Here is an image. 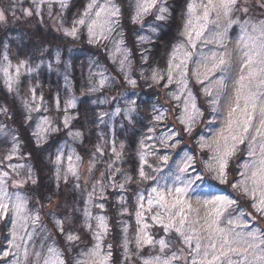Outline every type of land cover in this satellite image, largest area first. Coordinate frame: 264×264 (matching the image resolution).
<instances>
[{
    "label": "rangeland",
    "instance_id": "374dc122",
    "mask_svg": "<svg viewBox=\"0 0 264 264\" xmlns=\"http://www.w3.org/2000/svg\"><path fill=\"white\" fill-rule=\"evenodd\" d=\"M1 1V0H0ZM72 0H67L66 7L61 8L57 0H52L49 5L48 0L45 3L39 5V15H37L36 5L33 0H8L10 3L12 21L21 22L28 28V35H24V41L18 43V48L27 49L26 45L33 43L30 42L32 38L37 36L35 28L31 25L40 22V19L44 18L48 23L49 27L52 28L58 36L60 41H51L48 44L43 45L41 49H29L23 51L21 57H15V60L9 59V46H11L10 40L13 38L10 34L3 33V40L0 41V80L8 89L5 81L7 76L5 75L4 69L7 68L8 76L16 78V68L21 61H26L23 68L20 69V74L16 82L13 84V88L10 91L17 100V107H22L26 116V123L28 127V136H33L32 133L35 131V125L41 117L47 116L52 121V127L59 129L57 132L48 133L47 140L51 139L57 133L61 134V139L58 141V145L51 150L49 156L53 155V162L57 155V149L65 146H70L71 150L75 155L81 156L80 161V180L75 177L69 176L67 182L63 179V171H61V179L57 181L56 178V165H53V173L56 183H47L46 187L43 184H35L28 180V172L31 169L32 177L34 171L32 166L29 164V159L21 152L17 136L8 127L0 112V172H7L8 176L5 178L8 190L10 192H20L28 198V210L30 214H37L38 209L41 211L51 214V219L59 218L52 214H59L58 209L65 210L62 213L60 220L63 222L64 234H61L62 239L66 243V235L70 233L78 235L80 240L72 243L73 258L81 250H86L92 247L95 243L93 240V232L96 231L97 221L92 219L90 221L92 228L89 230L87 227L86 218L84 216L85 207L91 211L93 217L97 215H103L107 218L108 232L103 236L101 241L102 248L104 251H108V245H112V254H118L117 257L120 260L119 264H143V260H151L156 256H160L161 259H165L176 252L180 257L179 260L173 261V264H186V260L190 261L191 257L189 253L191 249L195 247L196 240L193 239L191 244H185L183 238L179 237L175 231L168 233L164 232L163 227L153 221L152 217L158 215L165 223H168L167 214L159 208L155 203L152 205L151 210L147 203L149 194L152 188H158L161 191H166V187H172L174 184L180 186L175 181L174 177L170 175V172L175 171V166L178 161L181 160L184 153L194 156L195 167L199 169V174L203 175L202 180H196L198 173L189 171V175L195 181L193 188L189 190L188 199L190 200L194 209H200L199 216L195 213L191 214L189 219L192 221L198 220L193 227L196 229L202 239L201 252L204 251V245L209 243L207 237L209 232L205 229V217H207L208 210L197 203L198 197H206L211 195H230L239 201V208L243 209L245 213H249L252 210L249 207V200L247 197H243L239 192L232 189L231 184L223 185L219 181L212 179L210 173L205 169V164L210 163L209 157L213 155V152L207 148L201 150L199 147L200 137H204L205 140L211 144L216 138L217 133H220L225 128V122L228 116V105L232 100L233 88L235 87V80L240 75V55L236 40L240 34V23L244 20H250L253 23H258L264 20V8L256 7V0H251V8L249 14L246 16L243 13H234L232 15L233 20H238L240 23L233 24L227 32V37L224 40L225 48L219 47L216 43H204V41H197L195 49H191L187 45V40L181 35L186 20L187 5L189 0H178L179 5L176 4L175 0H159L160 4L167 7L168 11L165 13L166 19L163 21H157L155 15L157 10L153 9L152 12L145 16L139 23H133L132 16L135 14V2L136 0H112V2L120 9V16L118 17V26H114V32L106 40H98L93 43H89V37L86 26H78V37L73 38L64 35V28L71 29L73 21L80 18L84 13L89 0H82L80 6L72 10L69 9L72 5ZM103 2V0H100ZM206 2V0H205ZM39 3V0H36ZM28 9L32 12V15H25L24 10ZM175 9L174 11H172ZM0 10H3L0 5ZM4 11V10H3ZM5 13V11H4ZM94 15V13H93ZM6 16V15H5ZM215 18V14H213ZM173 20L174 26L171 29H167L168 24ZM9 21L6 16V21L0 23L5 25ZM221 27L216 29L214 25H209L212 31H220L227 25V20L221 18L219 21ZM8 24V23H7ZM6 24V25H7ZM136 24V25H135ZM134 25V26H131ZM16 28H19L16 27ZM15 28V30H16ZM155 31H152V29ZM19 30V29H18ZM162 35V36H161ZM206 35H208L206 33ZM5 36V37H4ZM140 36H147L148 39L140 41ZM161 36L165 37L166 42H162L161 51L157 59H142L141 56L133 55L130 50L124 46V41L131 42V46L135 44L137 47V53L150 50L153 42L159 39ZM56 35L54 36V38ZM211 39V36L208 35ZM123 39L121 45L122 52L117 53L115 59L110 58L111 54L115 51V43ZM7 40V41H6ZM34 44V43H33ZM183 44L185 48L193 52V60L188 62L189 71L187 73V88L180 91L181 85L177 83L179 76L176 72H173L174 80L172 83H168V63L171 58L173 49L178 45ZM35 45V44H34ZM100 46V47H97ZM8 47V50L6 49ZM123 49L128 50V62H126V71L128 78L135 80L136 84H129L125 79L123 72L118 71L120 64L119 61L123 59ZM225 50L232 53L230 57L231 64V82L227 89V97L224 103L218 105L219 112H212V105L210 104L211 97L207 96L204 92V88L208 85L205 81L203 84L198 83L196 77L192 74V69L197 68L196 59L200 58L201 54L211 55L212 52H224ZM41 54V56L37 57ZM178 57L182 56V52L177 53ZM7 56V59L4 57ZM109 62H108V61ZM107 61V62H106ZM177 59L174 63H178ZM99 63L100 65H97ZM141 65H146L148 73L144 69L138 70ZM28 69H32L31 72ZM159 73V83L153 82L151 79L153 71ZM80 79L75 78V72ZM103 72L108 77V82L104 87H99V73ZM120 80L118 81V79ZM145 83H142L144 79ZM45 80V82H44ZM138 80V81H137ZM141 82V83H140ZM167 85V87H165ZM95 86L98 90L90 92L89 88ZM33 89L35 92V100L33 101V93L30 91ZM129 90L128 93L122 91ZM9 91V90H8ZM192 93V97L195 100L197 108L203 113L200 116L195 126L192 129V134L189 135L184 131L185 125L181 124L178 117L183 114L184 109V97L188 95V92ZM47 94H50L47 96ZM145 99L141 100L139 104L138 99L142 97ZM175 95L181 96L178 101L173 97ZM42 97V99H41ZM75 98L76 106L67 110V115L73 117L70 122L69 128L65 129L63 126V119L65 115V102L68 99ZM134 100L136 102L134 112L128 113L125 116V109L129 107V101ZM25 101H28L27 108L25 107ZM57 102H59V108H57ZM78 104H81L82 109L86 110L85 114H81L78 109ZM96 105L99 109L97 113H94L95 119L91 121L93 113L91 107ZM35 105H40L41 110L39 112H29L28 108H32ZM18 107V109H19ZM119 108L121 111L115 115L116 109ZM77 110L74 113V110ZM79 110V111H78ZM102 113H106L101 117ZM163 114V119L157 121L154 119L155 116ZM29 115L31 119H28ZM81 118L82 124L80 127H84L85 131L91 132L94 130V143L84 144V136L79 139H73L68 135L71 130L73 132L81 131L73 129V122L75 119ZM11 118V114L8 116ZM212 120V124H208V121ZM152 129V131H149ZM174 133L173 139L169 141V144L176 142V147L164 148L159 140L162 135L167 133ZM134 134L135 135V156L137 160L135 165L126 168L124 165L125 156V142L120 136ZM227 133H225L226 135ZM151 137V139H148ZM15 138V139H14ZM32 140H35L33 136ZM46 140V141H47ZM36 141V140H35ZM45 141V142H46ZM141 141L144 143V147H141ZM137 142V143H136ZM16 144V150L13 151V144ZM123 145V147H121ZM99 146L102 153L96 152V148ZM85 149L83 151L82 149ZM113 147L119 152L120 158L113 154ZM239 151L230 163V171L228 179L229 181H239L242 177L238 174H233L232 169H235L238 173L242 169L238 167V163L242 164L247 157V144L239 145ZM82 153L80 154V152ZM67 152L68 147H65V156L63 158V167H67ZM147 153L145 156L146 164L143 165L144 171L150 177L155 179L142 180L139 177V170L141 167L140 154ZM156 154L153 155L152 153ZM80 154V155H79ZM168 155L170 157L168 165H165L160 157ZM11 157L6 159V157ZM111 169L108 168L110 163H113ZM94 165L91 173L88 172L89 165ZM22 165L23 167L14 168L13 166ZM149 165L151 167H149ZM182 166V165H181ZM159 169V170H157ZM118 170V171H117ZM104 173V176H101ZM85 177L88 178L87 184H85ZM34 178V177H33ZM130 178V179H129ZM35 179V178H34ZM23 183L22 187L14 188L13 182ZM100 183L97 184L96 182ZM129 182L132 191L126 190V186ZM79 183L80 187L76 188L75 185ZM123 184L124 187L121 189L119 185ZM39 186V191H42L44 195L50 193V191H57L60 197L55 199L47 208L38 206L37 208L33 205L37 203L34 200L33 194L30 193L31 186ZM58 185V187H57ZM95 186V189H94ZM92 192L91 203L86 205V201L89 200L88 193ZM30 195V196H29ZM143 195L145 200L144 204V216L145 223L149 225L146 231L152 236L154 240H160L161 238L168 241L170 247L164 252L160 251L159 244L146 245L144 246L139 254L135 246V236L137 230L142 225H137L136 212L138 205L141 203L138 197ZM155 197V193H151ZM170 201L175 199L173 196L167 197ZM103 204L104 207L101 209L97 205ZM123 206L128 208L132 213L129 215L128 211L120 210V214L112 216L110 206ZM41 211L39 214L40 220L37 226H33L29 221L26 229H19L18 236L22 237L23 240L28 241L27 244L23 243L21 239H17L16 243L20 244V248L9 247L8 241L12 239V215L5 216L4 219H0V255L4 251L12 253L6 258H0V264H36V262H42L43 252L46 251L47 245H52L53 241L49 237V233L45 226V222L41 219ZM51 211V212H49ZM175 211H179L176 209ZM185 211L187 209L185 208ZM131 219V221L129 220ZM177 221L179 217L176 218ZM130 223V226H124L121 224ZM118 222V223H117ZM249 222L253 227H259L264 229V218H261L254 213L249 217ZM78 227H76V225ZM227 221L220 227H226ZM127 228V232L124 229ZM239 230V229H238ZM26 232H33L31 240L28 239ZM189 235H194L190 230ZM125 240L128 241L127 253L125 252L124 244ZM42 241L46 243L42 245ZM69 245V247L71 246ZM28 250V255L25 256V249ZM121 249L120 251H117ZM37 251L42 252L40 258L35 256ZM211 252V249H208ZM69 256V252H68ZM211 256H209V259ZM69 261V260H68Z\"/></svg>",
    "mask_w": 264,
    "mask_h": 264
},
{
    "label": "snow or ice",
    "instance_id": "6c2138e0",
    "mask_svg": "<svg viewBox=\"0 0 264 264\" xmlns=\"http://www.w3.org/2000/svg\"><path fill=\"white\" fill-rule=\"evenodd\" d=\"M51 5L52 0H48ZM61 8L66 7L67 0H57ZM36 5L37 15H39V5L45 3V0H33ZM251 0H189L187 5L186 20L184 23L183 31L181 35L187 40V45L191 49H195L197 41H204V43H216L219 47L225 48L224 40L227 37L228 29L233 25L240 23L238 20H233L232 15L234 13H243L248 15L251 8ZM256 7L264 8V0H256ZM153 9H156L155 19L157 21H163L166 19L165 13L168 9L163 4L159 3V0H136L135 2V14L132 16L133 23H139L145 16L149 15ZM25 15H32V12L28 9L24 10ZM94 13V15H93ZM215 14V18H213ZM120 16V9L112 2V0H89L84 13L79 19L73 21L71 29L64 28V35L73 38L78 37V26H86L89 43H93L98 40L108 39L114 32V26H118V17ZM227 20V25L220 31H212L209 25H214L216 29H220V19ZM6 21V16L3 10H0V23ZM152 31H155L153 28ZM211 39L208 38V35ZM147 36H140V41L147 40ZM123 39L116 41L115 51L111 54L112 59H115L117 53L122 52L121 45ZM238 52L240 55V75L235 80V87L233 88L232 100L228 105V116L225 122V128L217 133L214 141L209 144L204 137H200L199 147L201 150L205 148L211 150L213 155L209 157L210 163L205 164V169L211 174L212 179L219 181L220 184H231L233 190L239 192L243 197H247L249 200V207L252 210L249 213H245L243 209L239 208V201L232 198L230 195H211L206 197H198L197 203L201 204L204 209L208 210L207 217H205V224L207 225L206 231L209 232L207 237L209 243L204 245V251L201 252L200 237L196 234V229L193 227L195 223L199 221H192L189 219L190 215L195 213L199 216L200 209H194L190 200L188 199L189 190L193 188L195 181L192 176L189 175V171L198 173L196 180H202L204 177L199 174V169L195 167V160L193 155L184 153L180 161L176 163L175 171L170 172V175L174 177L175 181L180 186L174 184L172 187H166V191H161L158 188H152L151 193H155V197L149 194L147 203L149 210L155 203L161 208L168 216V223H165L158 215L153 216V221L159 223L165 233L175 231L179 237L183 238L185 244H191L192 240H196V245L191 249L189 253L191 259L186 260V264H264V229L259 227H253L249 222V217L254 213L255 215L264 218V20L258 23H253L250 20H244L240 23V34L236 40ZM178 52H182V56L177 55ZM128 50L123 49V59L119 61L120 67L118 71L123 72L127 82L133 87L136 84L135 80L128 78L126 71V62H128ZM193 52L185 48L183 44L178 45L173 49L171 58L168 63V83H172L174 80L173 72H176L179 76L177 83L181 85L180 91L183 92L187 88V73L189 71L188 62L193 60ZM232 53L225 50L224 52H212L211 55L201 54L199 59L194 62L197 68L192 69V74L196 77L197 82L203 84L208 82L209 86L204 88V92L207 96L211 97L210 104L212 105V112L218 113V105L225 102L227 97V89L231 82V64L230 57ZM7 59V56L4 57ZM179 60L178 63L174 61ZM26 61H21L16 68V78L8 76L7 68L4 69L7 79L5 81L8 90L11 91L13 84L16 82L20 74V69L23 68ZM29 72L32 69H28ZM100 79L98 81L99 87H104L108 82V77L103 72L99 73ZM151 79L155 83H159V73L155 70L152 73ZM167 87V85H165ZM98 89L93 86L89 88L90 92L97 91ZM33 93V101L35 100V92ZM176 100H180L181 96L175 95L173 97ZM42 99V97H41ZM25 107L28 106V101H25ZM136 102L134 100L129 101V107L125 109V116L128 113L134 112ZM75 98L68 99L65 102V115L63 119V126L65 129L69 128L70 122L73 117L67 115L69 108H74ZM57 108H59V102H57ZM41 110L40 105H35L32 108H28L29 112H39ZM7 111L6 109L4 110ZM121 110L116 109L113 115L119 113ZM107 115L102 113L101 117ZM203 113L197 108L195 100L192 97V93L189 91L188 95L184 97V109L183 114L178 117L181 124L185 125L184 131L189 135L192 134V129L195 126L197 119L202 116ZM28 119H31L29 115ZM159 121L163 119V114L154 117ZM213 121L209 120L208 124H212ZM52 121L47 117H41L35 125V131L32 135L35 137L37 146L43 144L48 137V133L59 131L58 128L52 127ZM152 131V129H149ZM225 133H227L225 135ZM68 135L73 139H79L81 133L79 131H69ZM174 133H167L160 137V144L166 149L168 147H176V142L169 144V141L173 139ZM15 139V138H14ZM151 139V137H148ZM247 144V157L242 164L238 163V167L242 170L238 173L235 169H232L233 174H238L242 177L239 181H229L230 163L239 151V145ZM65 147H68L67 152V167H63V158L65 156ZM57 149V155L53 163L56 165V178L57 181L61 179V171H63V179L67 182L68 177H75L80 180V161L81 157L75 155L70 146H65ZM123 147V145H121ZM141 147H144L143 141H141ZM16 150V144H13V151ZM96 152L102 153L99 146L96 148ZM113 154L120 158V153L113 147ZM153 155L156 153L153 152ZM147 153L140 154L141 167L139 170V177L142 180L155 179L150 177L144 171L143 165L147 163L145 156ZM11 157H6L10 159ZM170 157L163 155L160 160L165 165H168ZM113 163L108 165V168L113 167ZM182 165V166H181ZM94 165H89L88 172L91 173ZM14 168L23 167L22 165L13 166ZM149 167H151L149 165ZM159 170V169H157ZM118 171V170H117ZM101 173V176H104ZM8 176L7 172H0V219H4L5 216L11 213L12 215V239L8 241L9 247L20 248V244L16 243L17 239H21L23 243L27 244L28 241L23 240L18 236L19 229H26L29 221L35 227L39 224V214H30L28 210V198L22 193L10 192L6 184L5 178ZM28 180H31L33 184L36 180L32 177L31 169L28 172ZM85 184H87L88 178L85 177ZM130 179V178H129ZM13 182V187H22L23 183ZM97 184L100 182L97 181ZM58 187V185H57ZM76 188L80 185L77 183ZM122 189L123 184L119 185ZM95 189V186H94ZM174 200H169L167 197L173 196ZM89 200L86 201V205L91 203V197L93 193H88ZM50 199V197H49ZM141 203L138 205L136 212L137 225H142L138 228L135 236V246L137 254L146 245L159 244L160 251L164 252L170 247L167 240L161 238L160 240H154L152 236L146 231L149 227L145 223L144 216V204L145 197L140 195L138 197ZM101 209L103 204L97 205ZM185 208L187 211H185ZM179 209V211H175ZM126 211V209H125ZM84 216L86 218L87 227L91 230L92 225L90 221L95 219L97 221L96 231L93 232V240L95 243L92 247L86 250H81L75 258L70 261L65 259L64 252H62L54 243L46 246V251L43 252L42 262H36V264H112V245H108V251H104L101 241L103 236L108 232L107 218L103 215H97L93 217L88 207H85ZM177 217L179 220L177 221ZM227 221L226 227H220L224 221ZM55 226L57 230L64 234L63 222L60 219L55 220ZM239 229V230H238ZM191 231L194 235H189L188 231ZM127 232V228L124 229ZM33 232H26L29 240L33 236ZM66 240L71 245L74 242H78L80 237L78 235L68 233ZM46 242L42 241V245ZM128 241L125 240L124 248L127 253ZM211 249V252L208 251ZM12 253L4 251L0 258H6ZM25 256H27L28 250L25 249ZM42 252L37 251L35 256L40 258ZM209 256L211 258L209 259ZM180 257L176 252L165 259H161L160 256H156L151 260H143V264H173V261L179 260Z\"/></svg>",
    "mask_w": 264,
    "mask_h": 264
},
{
    "label": "trees",
    "instance_id": "16d2710c",
    "mask_svg": "<svg viewBox=\"0 0 264 264\" xmlns=\"http://www.w3.org/2000/svg\"><path fill=\"white\" fill-rule=\"evenodd\" d=\"M176 4L179 5V1L175 0ZM72 5L69 9V12L71 13L72 10L76 9L77 6H80L82 3V0H72L71 1ZM0 5L2 7V9L5 11V15L8 17L9 21H7L5 23V25H0V36L3 35V33L6 34H10L11 36H13V38L10 40L11 42V46H9V50H10V54H9V59L15 60V57H19L22 58L20 55L21 53H23V51H28L29 49H41L43 47V45L50 43L51 41H60L61 38L60 36H58L55 32H53L52 28L49 27L48 23L46 22V20L44 18L40 19V22L35 23L31 26H33L35 28V32L37 33V36L30 42L28 45H26V47L28 46L29 48H27L26 50L22 48H18V43H22L24 41L23 36L26 34L28 35L29 30L28 28L30 26H26L24 24H22L21 22H13L12 21V17L11 14L9 13V11H11V4H8V0H1L0 1ZM175 9H173L172 11H174ZM8 23V24H7ZM7 24V25H6ZM136 25V24H135ZM19 28H16L18 27ZM134 26V25H131ZM174 23L173 20L170 24H168L167 29L169 27H171V29L173 28ZM16 28V30H15ZM19 29V30H18ZM56 35V37L54 38V36ZM162 36V35H161ZM159 39H156L150 50L148 51H144L142 53H137V47L135 46V44H133L131 46V42H129L130 39H128V41H124V46L131 51V53L133 55H138L141 56L142 59H145V57L147 56V58L150 59H157L158 55H160L162 53V42H166L165 41V37H162ZM5 37V36H4ZM3 40V36L0 38V41ZM7 41V40H6ZM100 47V46H97ZM1 48V47H0ZM8 50V47L6 48ZM41 56V54L39 53V55L37 57ZM108 61V60H107ZM106 61V62H107ZM109 62V61H108ZM97 65H100L99 63H96ZM146 65H141V67H138V70L144 69V71H146V73H148ZM75 78L76 79H80L77 76V71L75 72ZM120 80V78L118 79V81ZM138 81V80H137ZM145 81H148L146 78L141 81L142 83H145ZM45 82V80H44ZM140 82V83H141ZM124 93H128L129 90H124L122 91ZM50 94H47V96H49ZM51 97V96H49ZM143 97H147L146 95H142V97H140L138 99L139 104L141 103V100L145 99ZM93 105V104H92ZM19 107V106H18ZM17 107V100L16 98L13 96V94L8 91V89L6 88V86L3 84V82L0 80V112H2L3 117L6 121V124L8 125L9 128L12 129V131L16 134L17 136V140L19 143V146L21 147V152L23 153V155H25L28 159H29V164L32 166L33 171H34V178L37 181V184L39 182V184H43L44 187H46L47 183L50 184H55V178H54V173H53V165H52V161L51 159H53V155L50 158L49 154L51 152V150L55 148L58 145V141L61 139V134L57 133L56 135H54L51 139L47 140L46 142H44L43 144H41L40 146H37L36 141L32 140L33 136L31 137V135L28 136V127H27V123H26V116H25V112L24 109L22 107H19L18 109ZM7 110L6 112L4 110ZM78 109H80L81 114H85L86 110L82 109L81 104H78ZM98 108L96 105H93L91 107V111L93 113V117L91 118V121H94L95 116L94 113L98 112ZM79 111V110H78ZM74 113L77 112V110L75 109L73 111ZM11 114V118H8V116ZM82 124V120L80 117H78V119H75L73 122V126L72 128L75 129H79L81 131L82 136H84V141H83V145L89 144V143H94L95 138H94V130L91 132H88L87 134V130L85 131L84 127H80ZM75 129V130H77ZM122 137V139H124L125 142V156H124V165L126 166V168L132 167L133 165H135V161L137 160V157L134 155L135 154V150L133 149L136 145H135V135L134 134H128V135H123V133H121L120 135ZM137 143V142H136ZM83 151H85L84 147L82 149ZM82 153V151L80 152V154ZM79 154V155H80ZM81 157V156H80ZM132 184V182H129L126 186V190L128 191H132L130 185ZM31 192L33 194V198L34 200H37V203H33V205L37 208L39 205L42 206L43 208H47L55 199H57L58 197H60L59 193H57V191H50V193H48L47 195H44L42 191H39V186L35 185V186H31L30 187ZM30 196V195H29ZM50 197V199H49ZM38 209V213L40 214L41 208H37ZM129 212V215L127 214L126 217L128 216H132V213L130 212V210L128 208H123V206H115V205H111L110 206V210L112 212V216H116L118 214H120V210H123V212L125 211ZM51 212V211H49ZM65 212V210L58 209V213L59 214H52L53 216H57L59 217L58 219H60L62 213ZM41 215L44 216L45 215V211H41ZM44 222H45V226L47 228V231L49 233V237L50 239L53 241V243L62 251L64 252V256L66 260H71L73 258V249L74 246L72 248V245L69 247V243L68 242H64V240L61 237L60 232L57 230L56 226H55V220L57 218L51 219V214L46 213V215L44 217L41 218ZM131 221V219H129ZM118 223V222H117ZM76 227H78L77 224H75ZM130 226V223L128 222V220L126 221V223H122L121 226ZM71 231H69L68 233H70ZM121 249H118L117 251H120ZM68 252H69V256H68ZM119 257V252L118 254L114 255V252L112 254V264H119L120 260L117 258Z\"/></svg>",
    "mask_w": 264,
    "mask_h": 264
}]
</instances>
